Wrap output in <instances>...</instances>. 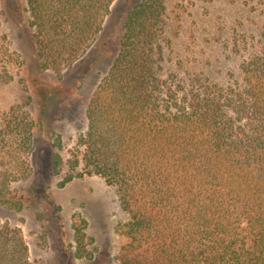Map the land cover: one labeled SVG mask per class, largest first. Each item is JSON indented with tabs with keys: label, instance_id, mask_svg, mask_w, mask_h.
I'll return each mask as SVG.
<instances>
[{
	"label": "trees",
	"instance_id": "obj_1",
	"mask_svg": "<svg viewBox=\"0 0 264 264\" xmlns=\"http://www.w3.org/2000/svg\"><path fill=\"white\" fill-rule=\"evenodd\" d=\"M113 1L26 0L39 68L61 75L80 60ZM167 2L128 11L119 53L86 110L83 170L58 186L96 174L117 188L129 217L118 227L120 264H264V45L242 62L241 83L162 79ZM2 120L0 208L21 212L29 202L11 185L32 174L39 124L16 108ZM61 146L53 145L54 175ZM71 227L75 257L92 259L88 221L75 213ZM0 264H30L22 230L9 223H0Z\"/></svg>",
	"mask_w": 264,
	"mask_h": 264
},
{
	"label": "rangeland",
	"instance_id": "obj_2",
	"mask_svg": "<svg viewBox=\"0 0 264 264\" xmlns=\"http://www.w3.org/2000/svg\"><path fill=\"white\" fill-rule=\"evenodd\" d=\"M140 1L114 0L92 47L57 75L39 68L26 0H0V122L16 108L39 124L32 174L11 185L25 196L28 207L21 212L0 208V223L22 230L30 264H120L126 238L118 227L129 217L117 188L96 174L76 177L63 188L58 184L67 174L83 170L78 139L87 131L89 101L119 53L128 11ZM164 23L166 40L156 66L160 78L174 75L183 81L201 78L233 85L242 82V62L264 45V0H168ZM58 139L63 169L54 175L50 159ZM36 193L45 198L36 200ZM75 213L88 221L92 259L74 255Z\"/></svg>",
	"mask_w": 264,
	"mask_h": 264
}]
</instances>
